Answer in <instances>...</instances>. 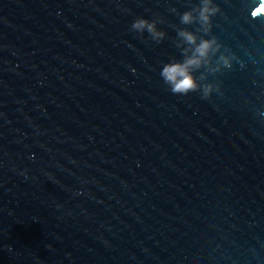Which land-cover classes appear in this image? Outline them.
Masks as SVG:
<instances>
[{
  "label": "water",
  "instance_id": "water-1",
  "mask_svg": "<svg viewBox=\"0 0 264 264\" xmlns=\"http://www.w3.org/2000/svg\"><path fill=\"white\" fill-rule=\"evenodd\" d=\"M257 2L214 0L204 100L160 77L199 0H0V264H264Z\"/></svg>",
  "mask_w": 264,
  "mask_h": 264
},
{
  "label": "clouds",
  "instance_id": "clouds-1",
  "mask_svg": "<svg viewBox=\"0 0 264 264\" xmlns=\"http://www.w3.org/2000/svg\"><path fill=\"white\" fill-rule=\"evenodd\" d=\"M220 12L221 9L214 3V0H199L198 6L192 7L180 16L181 24L186 26L198 25L195 33L200 32L202 35L198 38L194 32L186 28L177 31V39L183 41L190 48V54L184 56L181 62L172 61L162 67L160 77L173 95L186 96L190 92L200 91L201 99L207 100L211 93L220 91L218 85L198 83L191 74L192 71L201 68H207L210 73L216 74L222 69L232 67V61L235 57L230 53L226 55L227 49L221 52L222 45L215 37L204 38L211 33L212 18ZM251 14L253 17L264 15V0H258L257 6ZM161 22L158 19L149 21L144 18H137L130 25L129 30L141 35L147 32L151 40L159 44L165 37V33L158 31L156 27L157 23ZM218 53L219 55H217ZM213 58H215V66H212ZM201 79L204 78L201 77Z\"/></svg>",
  "mask_w": 264,
  "mask_h": 264
}]
</instances>
